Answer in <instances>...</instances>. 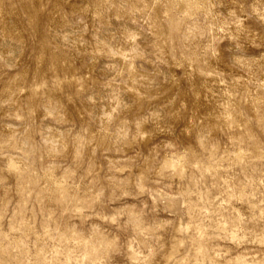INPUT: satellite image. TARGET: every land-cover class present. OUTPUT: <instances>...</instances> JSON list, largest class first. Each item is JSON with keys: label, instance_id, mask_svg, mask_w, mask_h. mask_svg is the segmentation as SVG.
<instances>
[{"label": "clouds", "instance_id": "clouds-1", "mask_svg": "<svg viewBox=\"0 0 264 264\" xmlns=\"http://www.w3.org/2000/svg\"><path fill=\"white\" fill-rule=\"evenodd\" d=\"M0 264H264V0H0Z\"/></svg>", "mask_w": 264, "mask_h": 264}]
</instances>
